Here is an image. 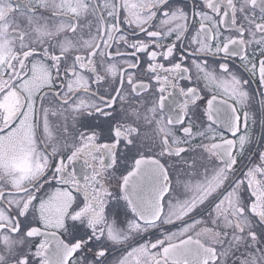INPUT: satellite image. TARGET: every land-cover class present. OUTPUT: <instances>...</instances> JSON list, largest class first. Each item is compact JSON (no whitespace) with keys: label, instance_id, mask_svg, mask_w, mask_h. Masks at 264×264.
I'll use <instances>...</instances> for the list:
<instances>
[{"label":"snow or ice","instance_id":"1","mask_svg":"<svg viewBox=\"0 0 264 264\" xmlns=\"http://www.w3.org/2000/svg\"><path fill=\"white\" fill-rule=\"evenodd\" d=\"M0 264H264V0H0Z\"/></svg>","mask_w":264,"mask_h":264},{"label":"flooded vegetation","instance_id":"2","mask_svg":"<svg viewBox=\"0 0 264 264\" xmlns=\"http://www.w3.org/2000/svg\"><path fill=\"white\" fill-rule=\"evenodd\" d=\"M171 2L173 4H183L186 2V0H171ZM187 2L190 4L191 3V0H187ZM123 27L125 28L126 31H128L129 35L132 37V38H143L144 34L142 33H137L135 36L132 35V29H129L127 25H123ZM194 31V29H193ZM251 88L255 91H259V88H258V80L256 81H253L251 83ZM205 97V100H204V103L206 105V102H207V99H210L211 98V94H203ZM218 99H225V97H222V96H218ZM259 112L256 113V123L253 125L250 121V126L253 128V131L255 134H260L261 132V128H260V124H259ZM100 123V120L98 119H91L89 121V124L92 125V126H95L96 124ZM258 147V145L256 146ZM121 149L122 151L124 152V155H122L121 157V163H120V169H121V173L123 174H126V171L130 169V167L132 166V163L134 161V159L138 158L137 157V150L136 149H132L131 151H128V150H124L123 149V145H121ZM143 152H146L147 149H143L142 150ZM253 155L255 156L256 153L254 152ZM81 161H77L75 164L72 165V167L78 172L80 173L81 172ZM121 173H117V175H120ZM174 179V177H173ZM53 187H55V185L53 184ZM172 197H173V200L179 198V199H183L185 197V192L183 190V188H180L177 192H173L172 193ZM166 229H168L169 231H174L175 229L170 226V225H165L164 226ZM155 235L158 237L159 236V233H155ZM38 242V241H37ZM178 242V241H177Z\"/></svg>","mask_w":264,"mask_h":264}]
</instances>
